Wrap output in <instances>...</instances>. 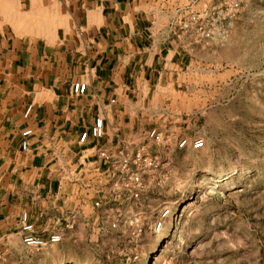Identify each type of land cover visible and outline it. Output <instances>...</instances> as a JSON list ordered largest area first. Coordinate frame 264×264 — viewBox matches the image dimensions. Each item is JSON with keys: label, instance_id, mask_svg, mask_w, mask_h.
<instances>
[{"label": "rangeland", "instance_id": "374dc122", "mask_svg": "<svg viewBox=\"0 0 264 264\" xmlns=\"http://www.w3.org/2000/svg\"><path fill=\"white\" fill-rule=\"evenodd\" d=\"M156 2L180 76L157 97L151 127L162 143L144 138L129 156L141 147L155 167L130 164L133 197L125 172L112 176L111 205L93 204L94 219L61 245L22 248L0 264H264V0Z\"/></svg>", "mask_w": 264, "mask_h": 264}, {"label": "crops", "instance_id": "0c3cea01", "mask_svg": "<svg viewBox=\"0 0 264 264\" xmlns=\"http://www.w3.org/2000/svg\"><path fill=\"white\" fill-rule=\"evenodd\" d=\"M0 1L13 3L0 11L2 258L29 248L22 212L35 235L58 234L48 244L58 246L111 205L118 163L154 126L181 62L156 0ZM95 117L102 135L79 141Z\"/></svg>", "mask_w": 264, "mask_h": 264}, {"label": "built area", "instance_id": "2783aa9c", "mask_svg": "<svg viewBox=\"0 0 264 264\" xmlns=\"http://www.w3.org/2000/svg\"><path fill=\"white\" fill-rule=\"evenodd\" d=\"M29 107H26L24 114L26 115L28 112ZM30 133V130H25L21 132V140H20V147L21 149H25L27 146L26 136ZM103 133V124L102 119L100 117H95L93 123L89 127L87 131H83L79 135V141H83V139L89 135L92 138H98ZM145 138L154 144L162 143V135L161 133L155 129L154 127L149 128L145 133ZM186 140L183 138L178 141L177 146L182 147L185 144ZM201 142L200 139H192L190 141V145L197 146ZM101 157L106 158L103 152H99ZM134 164L137 168L138 166L141 168L140 171L144 169H152L155 167L154 161L147 155L142 153V148L136 151L132 157L123 159L121 162L118 163V168L120 172H125V182L123 183V188L133 197L136 196V187L140 183L139 179V170H131L129 169L130 164ZM139 169V168H138ZM112 189V183H111ZM94 205H98V201L94 202ZM168 215V209L163 208L159 213L158 219L152 224V229L158 231L163 224L164 218ZM179 217V213L173 212L169 213V219L177 220ZM19 232L21 235V242L23 245L33 248L39 249L44 247L48 244L55 243L59 240V235L55 233L48 234L45 237L38 236L34 234L33 225L30 221L27 220V215L25 212H22L20 215V226Z\"/></svg>", "mask_w": 264, "mask_h": 264}]
</instances>
